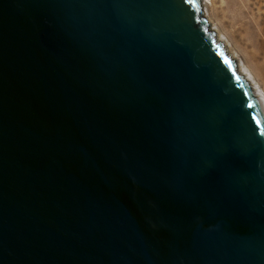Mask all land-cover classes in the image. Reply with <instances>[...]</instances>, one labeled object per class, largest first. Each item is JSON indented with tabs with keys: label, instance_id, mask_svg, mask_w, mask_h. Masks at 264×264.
<instances>
[{
	"label": "water",
	"instance_id": "1",
	"mask_svg": "<svg viewBox=\"0 0 264 264\" xmlns=\"http://www.w3.org/2000/svg\"><path fill=\"white\" fill-rule=\"evenodd\" d=\"M230 51L203 0H0V264H264Z\"/></svg>",
	"mask_w": 264,
	"mask_h": 264
},
{
	"label": "rangeland",
	"instance_id": "2",
	"mask_svg": "<svg viewBox=\"0 0 264 264\" xmlns=\"http://www.w3.org/2000/svg\"><path fill=\"white\" fill-rule=\"evenodd\" d=\"M246 9L245 19L255 23L264 22V0H249ZM206 17L210 27L220 34L224 44L236 56L240 66H244L255 82L264 92V75L257 69L256 63L251 59V49L239 33L234 21L233 11L229 8L226 0H211V5L205 7ZM238 64V65H239Z\"/></svg>",
	"mask_w": 264,
	"mask_h": 264
},
{
	"label": "bare ground",
	"instance_id": "3",
	"mask_svg": "<svg viewBox=\"0 0 264 264\" xmlns=\"http://www.w3.org/2000/svg\"><path fill=\"white\" fill-rule=\"evenodd\" d=\"M203 1L204 7L211 5V0ZM226 2L231 11H233L234 21L238 27L239 33L251 49V59L256 63L257 69L264 75V22L259 21L255 23L254 21L252 22L245 19L244 15L246 14V9L244 7L248 6L249 0H226ZM213 30L215 29L213 28ZM215 37L224 43L220 34H216L215 32ZM229 55L232 56L233 59H236V56L232 53V51L229 52ZM240 70L244 77L248 78V82L257 90L259 99L264 101V92L255 82L253 76L250 73L248 74L244 66L242 67L239 64L238 71Z\"/></svg>",
	"mask_w": 264,
	"mask_h": 264
},
{
	"label": "snow or ice",
	"instance_id": "4",
	"mask_svg": "<svg viewBox=\"0 0 264 264\" xmlns=\"http://www.w3.org/2000/svg\"><path fill=\"white\" fill-rule=\"evenodd\" d=\"M187 2H188V3H191V2H192V0H187Z\"/></svg>",
	"mask_w": 264,
	"mask_h": 264
}]
</instances>
